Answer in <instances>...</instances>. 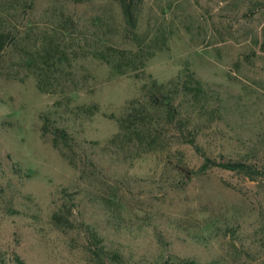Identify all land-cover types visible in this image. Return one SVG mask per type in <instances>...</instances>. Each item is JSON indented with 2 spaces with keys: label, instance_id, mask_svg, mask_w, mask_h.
<instances>
[{
  "label": "rangeland",
  "instance_id": "obj_1",
  "mask_svg": "<svg viewBox=\"0 0 264 264\" xmlns=\"http://www.w3.org/2000/svg\"><path fill=\"white\" fill-rule=\"evenodd\" d=\"M0 17L72 47L44 93L18 50L0 54V264H264V179L171 165L198 171L197 145L264 167V0H146L130 33L113 0H0ZM108 47L136 70L113 74L94 54ZM186 72L217 111L191 122L194 145L110 142L130 102Z\"/></svg>",
  "mask_w": 264,
  "mask_h": 264
},
{
  "label": "trees",
  "instance_id": "obj_2",
  "mask_svg": "<svg viewBox=\"0 0 264 264\" xmlns=\"http://www.w3.org/2000/svg\"><path fill=\"white\" fill-rule=\"evenodd\" d=\"M75 3H85L92 0H71ZM117 3L125 28L133 32L140 17L142 6L146 0H113ZM33 29L20 35L14 26L7 25L0 17V54L6 47L12 46L18 50L23 57V64L27 71L36 79V87L42 93L53 90L59 84L56 74L65 65L70 64L69 52L70 45L60 42L57 34L42 35L40 37L32 35ZM21 38H20V37ZM38 40H41L40 44ZM113 51L108 47L107 50L94 51L95 56L105 61L111 68L113 74L120 75L131 70H136L137 65L133 61H124L108 53ZM139 65H144L141 61ZM217 111L210 109V98L200 82L194 77L193 73L186 72L182 81L176 82L173 90L165 96L154 97L150 101L142 102L134 100L130 102L119 119V131L110 140L118 149H125L134 154L154 152L169 148L172 140L177 143L195 144V137L189 126L193 120H204L201 127H209L214 121ZM197 126L200 127L198 125ZM200 130L196 131L197 132ZM195 150L199 153L203 162L198 171L187 169L181 164H168L174 167V171L182 173L190 178L198 173H204L212 168L230 171L239 176L250 180L258 178L264 179V167L255 165L247 159H226L220 160L208 157L202 153L195 145ZM55 220L63 218L55 214ZM97 252L98 247L94 245ZM94 251V249H90ZM15 264H26L18 256H14ZM101 264H107L105 260Z\"/></svg>",
  "mask_w": 264,
  "mask_h": 264
}]
</instances>
